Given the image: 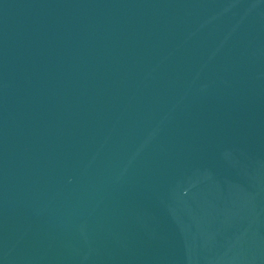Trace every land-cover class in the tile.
I'll use <instances>...</instances> for the list:
<instances>
[{
    "label": "water",
    "instance_id": "95a60500",
    "mask_svg": "<svg viewBox=\"0 0 264 264\" xmlns=\"http://www.w3.org/2000/svg\"><path fill=\"white\" fill-rule=\"evenodd\" d=\"M0 264H264V0H0Z\"/></svg>",
    "mask_w": 264,
    "mask_h": 264
}]
</instances>
